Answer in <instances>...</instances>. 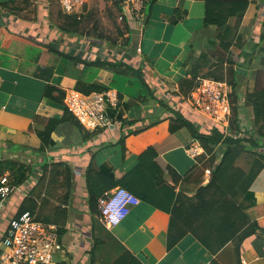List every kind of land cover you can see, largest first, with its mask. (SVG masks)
I'll return each instance as SVG.
<instances>
[{
    "label": "crops",
    "instance_id": "obj_1",
    "mask_svg": "<svg viewBox=\"0 0 264 264\" xmlns=\"http://www.w3.org/2000/svg\"><path fill=\"white\" fill-rule=\"evenodd\" d=\"M152 1L146 3L142 29L123 11L129 21L130 43L127 44L126 38L124 43L113 40L109 44L103 33L81 35L63 31L59 26L60 14L64 11L59 0H0V160L25 162L37 170V176L33 173L4 201L0 211V240L10 218L21 206L31 205L30 199L34 197L41 220L61 228L57 264H92V259L96 264H114L126 250L143 264H213L214 259L220 264H264V240L256 234L244 240L240 257L232 242L216 255L211 254L192 233L168 248L170 213L146 202L134 206L123 222L114 227L108 228L100 220V229L93 233L85 172L95 151L102 148L100 155L105 169L113 173L116 167L117 177L132 165L135 156L151 145L159 153L160 165H171L183 176L197 163V158L188 152L194 139L191 131L187 127L170 131L173 111L166 110L153 98L144 102L140 98L131 106L126 105L132 96L126 92L128 76L119 74L118 77L120 85L127 87L122 88L124 98L120 110L127 121L137 119L135 123H124L120 119L121 126L102 129L88 137L85 131L64 123L53 132L52 146L43 152L36 149L41 143L36 131L44 127L50 117L63 113L45 98L48 84L65 91L75 88L79 77L111 86L119 84L114 81L117 77L114 72L96 66L98 61L117 60L103 56V52L110 50L109 46L118 47L122 62L142 67L157 98L192 121L194 112L177 91L179 81L190 76L193 68H199L203 74L225 58V67L245 69L246 66V72H251L244 92L255 88L264 69V0H249L237 26L238 38L226 55L218 43H211V40L218 42V28L204 24L205 0ZM2 2L8 5L3 6ZM87 3L83 6L85 15ZM114 3L118 6L117 0ZM175 16L178 17L176 22L173 21ZM244 114L251 120L252 108L246 107ZM114 115L119 117V110L114 111ZM124 134L126 157L117 164L120 151L114 145ZM55 162L73 171V190L67 202L59 200L65 193L61 185L50 188L52 198L39 194L44 186L37 188L38 195L32 194L43 172L41 165ZM202 177L203 183L208 182L210 170ZM199 185L198 181L181 180L177 191L193 195ZM251 190L255 205L250 213L264 226V169ZM1 248L0 241V252Z\"/></svg>",
    "mask_w": 264,
    "mask_h": 264
},
{
    "label": "trees",
    "instance_id": "obj_2",
    "mask_svg": "<svg viewBox=\"0 0 264 264\" xmlns=\"http://www.w3.org/2000/svg\"><path fill=\"white\" fill-rule=\"evenodd\" d=\"M205 1L204 24L205 26L215 25L218 28V42L211 40V43L214 45L218 43L221 50L224 51V55L229 54L233 43L238 38L237 26H239L245 14L249 0ZM117 4L127 23L126 26L130 29L129 21L123 12L120 0H117ZM5 5L6 2L3 3V6ZM83 10L82 7L80 13L62 12L63 14H60L62 23L59 27L71 34H91L90 31L85 29ZM233 19L235 21H232ZM177 20L178 17L175 16L173 21L176 22ZM99 38L103 39L102 36H99ZM130 41L131 37H128L127 44ZM114 43H116L115 39ZM225 62V58H221L220 61L215 63V66L203 74H200L199 68H193L190 76L182 78L178 83L177 94L187 99L196 84L198 76L202 75L218 80L227 79L225 70L229 68L228 72L233 75V79L228 80L233 87L230 126L227 129L214 124L204 116H200L199 121L205 127L215 125L211 132L198 126L194 119L193 121L188 119L182 112L171 109L161 99L157 98L152 87L145 79L142 67L135 68L127 62L116 60L96 62V66L106 67L114 72L117 76L114 81H118V85H120L119 74L129 77V88L126 92L132 96L130 101L127 102V106H131L132 102L138 101L140 98L142 102L150 98L156 99L161 106L167 108L166 110L174 112V119L170 122V131L175 132L187 127L194 138L201 142L204 152L197 158L194 167L183 176L171 165L166 167L160 165L158 161L159 153L151 145L135 156L132 165L125 170L121 177H117L116 167L113 169V173L105 169L104 158L100 155L103 151L100 150L102 148L95 151L85 172L93 233L101 227L99 225L101 224L99 199L115 187L124 186L138 195L141 202L149 203L170 213L168 248L176 245L186 234L192 233L207 248L209 253L216 255L232 242L235 244L237 254L240 257L241 246L246 238L256 234L257 237L264 240V226L250 213V208L255 205L254 192L251 187L259 173L264 169V69L255 88L245 93L242 106L240 105L239 82L235 79V75L237 73L243 75V71L233 66L225 67ZM124 87L126 85L118 87L121 101L124 98ZM75 88L85 93H91L106 91L113 87L99 81H88L83 77H79ZM44 96L53 107L62 110L63 113L50 117L46 125L36 131L41 140L40 145L36 148L38 152H43L54 144L52 134L58 130L61 124L70 123L85 131V137L102 130L87 131L88 128L70 110L65 100L66 91L62 88L48 84ZM246 107L252 108L253 117L251 120L248 119L249 128L243 131L241 114ZM114 111L117 110H111V115H114ZM118 116L124 123H135L137 121V119L133 121L124 119L120 107ZM159 121L160 119L153 123ZM125 139L124 134L114 145L115 149L120 151L117 164L123 162L126 157ZM41 167L43 172L39 176L32 194L38 195L37 188L40 189V186H44L39 194L43 193L44 197L52 198L50 188H58L61 185L65 193L60 196L62 198H59V200L67 202L73 190L72 169L58 162L43 163ZM35 168L31 164L17 160H0V177L8 173L11 184L19 186L28 181L33 172L37 171ZM208 169L210 170L209 181L203 183L202 176ZM181 180L198 181L200 185L193 195H188L182 190L177 191V185ZM30 201L31 205L21 206L17 213L20 214L30 210L36 213L38 219L41 220L40 214L37 213L38 201L34 197H31ZM60 215H62L61 211L57 213L59 218ZM94 247L92 249L93 253L95 251ZM92 261V264H96L93 259ZM114 264L143 263L132 252L126 250L115 260ZM213 264L220 263L214 259Z\"/></svg>",
    "mask_w": 264,
    "mask_h": 264
},
{
    "label": "built area",
    "instance_id": "obj_3",
    "mask_svg": "<svg viewBox=\"0 0 264 264\" xmlns=\"http://www.w3.org/2000/svg\"><path fill=\"white\" fill-rule=\"evenodd\" d=\"M88 0H59L65 13H80ZM149 0H121L123 11L133 18L137 27L145 26V6ZM130 11V13H128ZM232 85L228 79L218 80L212 77L198 76L196 84L189 97L190 104L198 126L212 131L218 124L229 128L232 116L231 101ZM66 103L70 110L91 131L117 128L121 120L111 115V110H119L121 100L115 89L85 93L76 88L66 91ZM244 102V98L242 100ZM240 105L241 102H240ZM206 117L214 122V126L205 127L199 117ZM243 131L249 128L243 127ZM188 147L191 156L198 158L204 148L201 142L194 138ZM8 174L0 177V211L4 201L17 189L10 182ZM141 202V198L124 186H117L99 199V209L102 222L108 227H114L129 215L132 208ZM59 226L38 219L37 214L26 210L14 214L8 228L1 236L0 264H57L59 246Z\"/></svg>",
    "mask_w": 264,
    "mask_h": 264
},
{
    "label": "rangeland",
    "instance_id": "obj_4",
    "mask_svg": "<svg viewBox=\"0 0 264 264\" xmlns=\"http://www.w3.org/2000/svg\"><path fill=\"white\" fill-rule=\"evenodd\" d=\"M115 0H90L87 3L86 6V15H84V23H85V29L89 30L93 34H99L103 33L107 41H109V44L112 43V41L115 39L117 43H124L127 35L129 34L128 32V27L126 26V22L123 18V15L121 14L120 8L114 3ZM121 1V0H120ZM88 10H90L91 14H88ZM130 13V11H128ZM129 17V16H128ZM131 21L133 22V18L130 16L129 17ZM111 40V41H110ZM110 50L107 52H103V56L111 59H117L116 61L122 62V58L117 54V48H111L109 46ZM228 67V66H226ZM243 68V67H242ZM247 67H245L246 69ZM249 68V67H248ZM229 68L225 70L227 79H233V75H231L228 72ZM247 73V76H246ZM246 73H243L244 75H240V73H237L235 75V79L238 80L239 82V93L242 95V98L240 100L241 104L244 102L242 101L245 92H244V87L245 85L247 86L249 84L250 78L249 76L251 75V72L248 74V70ZM114 89L116 87H121L118 84L112 85ZM245 109H243V112L241 114L242 118V125L244 128H246L248 124V119L249 116H246L244 114ZM33 176L36 175V172H33ZM61 248V244L59 243L58 246V252Z\"/></svg>",
    "mask_w": 264,
    "mask_h": 264
},
{
    "label": "water",
    "instance_id": "obj_5",
    "mask_svg": "<svg viewBox=\"0 0 264 264\" xmlns=\"http://www.w3.org/2000/svg\"><path fill=\"white\" fill-rule=\"evenodd\" d=\"M238 70H241V71H243V72H246V70L245 69H243V68H237Z\"/></svg>",
    "mask_w": 264,
    "mask_h": 264
},
{
    "label": "clouds",
    "instance_id": "obj_6",
    "mask_svg": "<svg viewBox=\"0 0 264 264\" xmlns=\"http://www.w3.org/2000/svg\"><path fill=\"white\" fill-rule=\"evenodd\" d=\"M243 105V104H242Z\"/></svg>",
    "mask_w": 264,
    "mask_h": 264
}]
</instances>
